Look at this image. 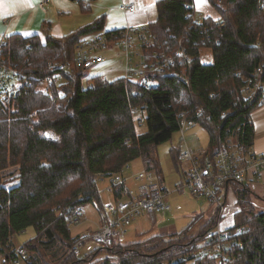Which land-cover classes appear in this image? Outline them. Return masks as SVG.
<instances>
[{"label":"trees","instance_id":"16d2710c","mask_svg":"<svg viewBox=\"0 0 264 264\" xmlns=\"http://www.w3.org/2000/svg\"><path fill=\"white\" fill-rule=\"evenodd\" d=\"M92 1L79 0L82 10L90 11ZM210 1L218 17H207L203 25L192 27L186 17L193 0H159L158 18L149 23L154 35L171 46L190 29L185 41L192 56L188 84L159 77V87L146 90L125 76L113 81L94 76L85 85L88 67L77 64V46L95 34L115 38L123 30L105 31V16L64 36H3L0 56L31 83L21 94L0 101L3 263L20 257L13 238L33 227L35 236L22 245L27 254L22 264H218L207 255L191 257L216 224V213L199 235L190 236L189 229L164 232L130 244H99L84 255L70 252L74 236L69 217L79 207L100 203V180L124 176V169L140 158L163 184L157 147L181 132L182 111L208 131L210 151L227 137L252 148L251 115L264 104V90L246 96L242 89L257 73L264 78V8L261 0ZM204 47L213 52L211 64L201 62ZM61 63L69 66L61 68ZM42 86L46 92L38 89ZM144 121L146 130L139 132L137 124ZM48 131L57 138L47 137ZM182 144L181 137L178 149H171L177 168ZM10 167L16 183L7 186L4 173ZM115 188L117 200L128 189L125 184ZM232 193L234 222L224 227L244 226L247 232L234 237L226 264H264V212L256 210V193L248 184L235 185Z\"/></svg>","mask_w":264,"mask_h":264},{"label":"built area","instance_id":"2783aa9c","mask_svg":"<svg viewBox=\"0 0 264 264\" xmlns=\"http://www.w3.org/2000/svg\"><path fill=\"white\" fill-rule=\"evenodd\" d=\"M83 1L88 3L90 0ZM48 2L49 0H44L43 4L47 5ZM136 7L135 2L122 5V9L126 12H133ZM261 7L264 8V0H261ZM186 17L189 18L192 27L203 25L207 19L198 13L193 5ZM189 30L188 27L184 29L185 34L174 46L160 41L150 30L149 24L126 26L121 35L115 38L106 33L95 34L83 39L77 46V64L89 68L95 63L103 62L104 51L113 46L118 47L126 56V79L138 80L142 88L157 89L159 77H175L188 84L190 75L187 63L192 60V56L185 41H188L186 36L189 35ZM68 66V63L60 64L61 68ZM30 84L26 75L11 67L7 59L0 56V101H6L21 94ZM38 89L47 91L46 86L38 87ZM260 90H264V78L262 74L257 73L254 78L248 80L242 92L246 96H253ZM136 111L138 112L139 109ZM197 112L199 114L201 110ZM180 116L183 142L186 130L196 124L190 118L189 112L182 111ZM142 121L143 116L140 119V122ZM179 159L182 176L179 189H185L193 196L205 198L217 206L216 224L207 230L205 242L191 257L201 258L207 255L216 258L218 264H226L230 255L228 247L233 244L234 237L247 232L244 226L235 228L223 226L227 196L233 191L234 185L247 184L254 178L260 177L264 166V155L254 152L252 148L246 149L233 137H227L212 151L208 149V145L206 148H194L186 144L179 154ZM134 178L139 181V184L129 187L128 178L117 174L109 186L99 190L100 198L105 190L112 195L109 201H103L101 198L100 203L96 201L93 203L103 222L97 229L74 235L70 252L79 254L88 241L104 246L120 244L127 228L142 211L155 219L157 213L171 210V205L165 199L167 191L156 172L142 170ZM121 184L127 185L128 189L124 197L117 200L115 187ZM1 185L3 184L0 182ZM84 216V207H79L74 211L73 217H69L70 223L72 226L80 225ZM15 250L20 257L16 258L12 264H22L27 254L22 245L16 246Z\"/></svg>","mask_w":264,"mask_h":264},{"label":"rangeland","instance_id":"374dc122","mask_svg":"<svg viewBox=\"0 0 264 264\" xmlns=\"http://www.w3.org/2000/svg\"><path fill=\"white\" fill-rule=\"evenodd\" d=\"M72 2L74 4V10L72 13V16L74 18H78L79 16H82V14L92 12L82 11L81 5L77 3V1ZM3 11H5L3 16L13 14L11 10H8L6 8ZM1 40L2 39L0 36V42ZM200 59L203 64L213 63V52L211 48H202ZM125 71L126 56L119 51H115V54L111 58L106 59L103 62L95 63L91 67L86 69L84 84L86 85L87 80L94 76H102L104 78H107V80L113 81L117 78L124 77ZM137 129L139 132H144L146 130V122L144 121L142 125L137 124ZM46 136L53 139L57 138L50 131L46 132ZM181 137L182 133L176 132L170 141L164 142L157 147V153L162 170L161 174L164 177L163 186L167 191L165 199L171 205V210L157 213L155 219H152L146 212L142 211L141 214L132 221L129 229L127 228V238L123 239V244L142 241L152 235L161 234L164 232H182L188 229V234L190 236L199 235L201 233V227L209 222V220L215 215L217 206L211 204L205 198H198L193 196L189 191L185 189H179L180 184H182V176L180 171L181 165H179L178 168L175 165L173 156L171 154V149H178L181 142ZM208 143V131L201 125H195L192 128L186 130L185 139L183 140V144L181 147L183 148L187 144L194 148H206ZM14 170L15 169L13 167H10L4 173V181H7V186L16 183L15 176L17 174H13ZM142 170L146 169L143 165L142 159L140 158L136 159L128 167H126L123 171V175L125 178H128L127 183L133 185V187L138 185L139 181L135 180L134 176ZM109 181H111L110 178L100 180L98 182L99 190L104 189V186H106ZM263 187L264 182L261 181H258V183H252L251 185V188L255 191V193L260 196L259 197L256 194L253 196L256 210L259 212H264ZM108 196L110 197V193L107 190H105L101 195V197L104 199L103 201L109 200L107 199ZM235 200L236 198L234 196V193L229 192L227 196V203L225 204V211L223 214V226L232 225V223L234 222L232 217L233 213L237 209ZM84 210L89 221H84L77 226L73 225L71 227V233L73 236H77L76 234H78L80 230L83 229V226L84 228L89 227L92 221L99 220V214L97 213V209L95 208L93 203L85 205ZM140 228L141 230H139ZM34 236V228L29 227L25 231H22L21 233L15 235L13 241L15 242V244H17L16 246H21L28 240L32 239ZM98 245L99 244L96 243H86V245L81 250V254L84 255L88 253ZM0 264L8 263H3L1 259Z\"/></svg>","mask_w":264,"mask_h":264},{"label":"crops","instance_id":"0c3cea01","mask_svg":"<svg viewBox=\"0 0 264 264\" xmlns=\"http://www.w3.org/2000/svg\"><path fill=\"white\" fill-rule=\"evenodd\" d=\"M72 1L79 3L78 0H49L48 4L45 5L43 4L44 0H0L1 39H3L4 35L11 33H21L25 36L32 34L64 36L92 22L101 15H105L106 17L105 31L124 29L130 25L149 24L158 18L157 2L159 0H94L91 2L90 11L92 12L87 14L81 13L82 16L75 17L76 19L72 16L74 10ZM129 2L136 3L137 7L135 11L126 12L122 9V5ZM193 6L198 13L205 17H218V11L210 0H201L199 3L198 0H193ZM5 8L11 10L13 14L3 16ZM115 51L122 53L118 47L112 46L106 49L104 51L105 60L111 58L115 54ZM251 121L255 132L252 150L264 155V104L252 113ZM258 181L264 182V166L260 177L254 178V180L249 181L247 184L251 187L252 183H258ZM109 184L110 181L104 187L109 186ZM127 185L129 187L133 186L128 183ZM107 199L111 200L112 195L110 194V197L108 196ZM102 200L104 199L102 198ZM97 213L99 214V220L92 221L89 227L84 228L83 226V229L79 233L97 229L102 224L103 221L99 211ZM84 221H89L86 213ZM126 238L127 234H125L124 239Z\"/></svg>","mask_w":264,"mask_h":264},{"label":"snow or ice","instance_id":"6c2138e0","mask_svg":"<svg viewBox=\"0 0 264 264\" xmlns=\"http://www.w3.org/2000/svg\"><path fill=\"white\" fill-rule=\"evenodd\" d=\"M201 2V0H198V3Z\"/></svg>","mask_w":264,"mask_h":264}]
</instances>
